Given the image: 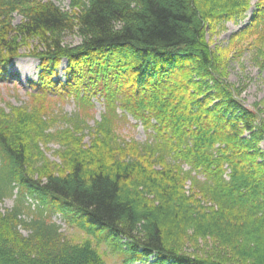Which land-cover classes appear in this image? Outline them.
<instances>
[{
    "label": "trees",
    "instance_id": "trees-1",
    "mask_svg": "<svg viewBox=\"0 0 264 264\" xmlns=\"http://www.w3.org/2000/svg\"><path fill=\"white\" fill-rule=\"evenodd\" d=\"M73 6L70 13L54 0H0V77L21 56L20 39L37 38L41 71L31 86L43 97H73L87 113L95 97L106 108L87 144V120L77 113L64 139L43 132L47 115L30 128L26 118L37 114L0 107V264H110L97 239L66 237L51 219L57 212L110 240L124 263L264 264V117L240 99L205 34L206 22L241 18L251 0ZM253 22L264 29V4ZM75 31L82 42L66 44ZM127 114L148 131L145 142L117 134ZM51 136L62 165L42 148ZM30 199L47 205L33 208ZM202 241L207 252L185 248Z\"/></svg>",
    "mask_w": 264,
    "mask_h": 264
},
{
    "label": "rangeland",
    "instance_id": "rangeland-1",
    "mask_svg": "<svg viewBox=\"0 0 264 264\" xmlns=\"http://www.w3.org/2000/svg\"><path fill=\"white\" fill-rule=\"evenodd\" d=\"M54 1L67 12L72 13L76 10V7L73 6V0ZM263 2L264 0H251V7L245 10L241 18L221 19L219 22L214 21L212 25L206 22L205 34L209 47L214 50V54L217 56L218 65L222 67L221 69L227 75L228 80L239 90L240 99L250 108L257 106L261 116L264 117V29L259 28L256 24L255 26L252 25V23H255L253 22L255 12L264 4ZM23 17L24 15L20 11L15 12L13 14L14 23H20ZM81 42L82 37L78 32L65 34L66 44L78 45ZM20 43L22 45L21 56L13 60L8 65L6 73L0 77V107L5 109L7 114L15 112L16 115H21L22 110H25L26 113L37 114L36 119L28 114L25 124L30 128H32L33 120H46L45 116L40 115H47L49 123L46 120L44 130L42 124L43 132L46 131L49 134L59 133V137L62 136L64 139H69L71 136L70 130L76 127V124H71L70 117L74 118L77 113L87 120L85 127L89 128L86 131L84 141L91 144L92 130L101 121L106 111L104 101L97 100V97L93 98L95 105L87 113L78 108L73 97L66 96L63 99L56 95L41 96V93L31 86L33 80L39 79L41 71L39 58L32 55L33 50L40 46L39 40L37 38L26 41L20 39ZM66 66L67 60H64L59 68V78L63 81H66ZM13 108L15 109L12 110ZM118 113L121 116L125 111L119 108ZM116 126L117 134L127 141L145 142L148 139V131L132 114H127V118L121 119ZM46 141L49 142L46 143ZM44 142L42 148L48 159L62 165L63 160L58 155L61 144L55 141L54 136L44 138ZM258 146L264 149V140L259 142ZM246 165L250 167V163ZM185 168L188 169L189 167L185 165ZM189 184L190 182H188ZM15 199L16 196L6 198L1 205V211L11 209L15 205ZM29 202L32 203L33 208L38 203L42 207L47 205L41 200L30 199ZM51 219L60 224L61 231L72 240L79 242L85 239H97L99 249L106 252L110 264H154L157 260L156 257H151L143 261L124 263L123 257L118 252H112L110 240L104 237L98 239L94 232L88 233L87 229L81 225L71 222L64 212L54 213ZM23 233L27 235V231L23 230ZM118 240L116 241L118 242ZM120 241L125 244L126 239ZM185 248L190 251L194 249L201 252L208 251V247L203 241L198 243V246L195 243L190 244L188 242L185 244Z\"/></svg>",
    "mask_w": 264,
    "mask_h": 264
}]
</instances>
